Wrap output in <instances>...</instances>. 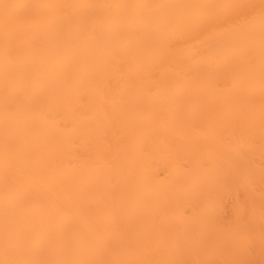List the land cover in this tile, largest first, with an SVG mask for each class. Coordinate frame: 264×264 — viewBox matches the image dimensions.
Listing matches in <instances>:
<instances>
[{"label":"bare ground","instance_id":"6f19581e","mask_svg":"<svg viewBox=\"0 0 264 264\" xmlns=\"http://www.w3.org/2000/svg\"><path fill=\"white\" fill-rule=\"evenodd\" d=\"M0 264H264V0H0Z\"/></svg>","mask_w":264,"mask_h":264}]
</instances>
